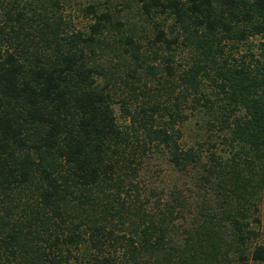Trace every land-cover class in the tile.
I'll use <instances>...</instances> for the list:
<instances>
[{
  "label": "trees",
  "instance_id": "obj_1",
  "mask_svg": "<svg viewBox=\"0 0 264 264\" xmlns=\"http://www.w3.org/2000/svg\"><path fill=\"white\" fill-rule=\"evenodd\" d=\"M59 1L49 5L58 9ZM127 2L154 25L148 57L157 66L108 12L89 7L94 23L85 35L69 32L45 4L26 2L25 9L14 0L5 7L0 264H226L232 251L235 264L264 263L262 245L244 256L256 233L241 221L255 211L264 186V0ZM158 18L172 20L170 29ZM106 49L128 71L119 78L128 90L119 100L125 125L113 110L119 87L97 83L106 77ZM186 49L190 57L178 67L175 56ZM148 76L154 87L145 84ZM138 94L143 100L131 109ZM190 99L218 115L229 145L250 160L246 174L214 155L207 166L213 184L233 199L229 235L221 237L209 217L176 242L170 229L180 199L156 196L150 208L138 177L158 149L179 173L200 163L181 145Z\"/></svg>",
  "mask_w": 264,
  "mask_h": 264
},
{
  "label": "rangeland",
  "instance_id": "obj_2",
  "mask_svg": "<svg viewBox=\"0 0 264 264\" xmlns=\"http://www.w3.org/2000/svg\"><path fill=\"white\" fill-rule=\"evenodd\" d=\"M14 0H0V26L4 23L5 7ZM22 6L27 3L35 9H39L41 4L48 6L49 11L54 14L62 15L68 25L69 32H82L88 35L90 25L94 23V17L89 7H93L96 12H108L113 21L123 23L125 33L133 35V37L141 44L145 55L149 52V40H152L155 34L154 25L147 18L141 15L140 10L134 4H129L127 0H60V8H53L49 4V0H16ZM50 6V7H49ZM158 22L165 23V31L170 29L172 20L167 19ZM173 29V28H172ZM109 35V36H108ZM107 42L112 43L113 36L107 34ZM259 40L257 38L254 43ZM239 51L244 52V48L240 47ZM179 52V51H178ZM105 57L102 60V65L106 70L105 79L99 78L97 83L103 85H117L115 92L117 94L116 103L113 105V110L117 122L125 125L126 121L122 115L120 99L125 98L128 90L123 87L124 83H119V78H124L126 73L125 61L122 57H117L109 49L105 50ZM189 51L183 50L176 54L175 63L179 67L186 65L189 59ZM148 63L157 66L158 64L151 61ZM132 66H134L132 64ZM125 79V78H124ZM132 81V80H130ZM124 82H126L124 80ZM123 84V85H121ZM139 85V83H135ZM148 87H154L155 81L148 76L145 80ZM141 87V86H139ZM138 93V92H137ZM211 95V91H209ZM143 96L138 94L137 101L130 102L131 109L140 104ZM184 112L188 119L180 125L182 130L181 145L184 149L192 148L200 156V163L191 170L185 173H179L170 165L166 155L160 149L152 151L145 158L142 171L138 177L139 185L143 189V195L150 200V208L155 203L156 196L161 200L170 203L171 198H179L181 206L175 208L181 214L176 213L177 221L171 226L170 234L172 240L179 242L185 241L188 234L192 235L195 229L208 218H212V224L217 227V232L221 237H226L231 231V223L227 218L229 216L233 202L230 193L217 187L216 181L213 184V177L208 173V165L212 155L221 159L223 163L228 165V168L233 166L234 169L240 170L241 173L247 172V161L249 156L236 154L237 148H232L228 141V131H221L218 115L209 114L202 106H198L191 99L184 104ZM239 157V158H238ZM208 166V167H207ZM210 179V180H209ZM260 199L256 201V209L248 219L242 220L243 224H247V229L256 233L255 237H251L246 244V252L244 256L249 257L252 248L255 245L264 246V186L260 191ZM227 243V242H226ZM229 260L226 264H235L237 255L234 251L229 252ZM226 259V258H225ZM223 259V261L225 260ZM230 260L231 263L229 262ZM238 264H253L251 262H241ZM264 264V263H262Z\"/></svg>",
  "mask_w": 264,
  "mask_h": 264
}]
</instances>
